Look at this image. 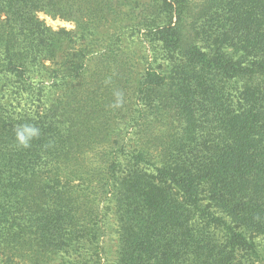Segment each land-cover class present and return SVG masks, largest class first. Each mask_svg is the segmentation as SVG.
Listing matches in <instances>:
<instances>
[{
  "label": "trees",
  "instance_id": "1",
  "mask_svg": "<svg viewBox=\"0 0 264 264\" xmlns=\"http://www.w3.org/2000/svg\"><path fill=\"white\" fill-rule=\"evenodd\" d=\"M261 238L264 0H0V264H254Z\"/></svg>",
  "mask_w": 264,
  "mask_h": 264
},
{
  "label": "rangeland",
  "instance_id": "2",
  "mask_svg": "<svg viewBox=\"0 0 264 264\" xmlns=\"http://www.w3.org/2000/svg\"><path fill=\"white\" fill-rule=\"evenodd\" d=\"M39 18L43 20L47 26L52 28L53 30L66 29V30H74L75 27L72 23L61 20V19H53L47 16L44 13L39 14ZM123 28V27H122ZM124 44V55H126L127 59L130 60L133 68V80L132 83L133 88H136L138 83L140 82L142 75L144 73V66L149 61V51L147 40L143 34V32H129L125 34L123 37ZM133 100V98H132ZM125 132V126L122 123H115L113 125V129L107 133V138L110 141H117L122 138ZM108 234L111 236V240L114 239V230H108ZM258 241V249L261 253V259L256 261L254 264H264V238H261ZM114 241L111 242L108 240L107 247L113 250ZM51 264H64L60 260H57L55 263Z\"/></svg>",
  "mask_w": 264,
  "mask_h": 264
},
{
  "label": "clouds",
  "instance_id": "3",
  "mask_svg": "<svg viewBox=\"0 0 264 264\" xmlns=\"http://www.w3.org/2000/svg\"><path fill=\"white\" fill-rule=\"evenodd\" d=\"M39 134V130L32 126H24L22 132H17V139L21 146L28 147L29 141Z\"/></svg>",
  "mask_w": 264,
  "mask_h": 264
}]
</instances>
